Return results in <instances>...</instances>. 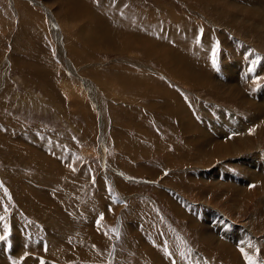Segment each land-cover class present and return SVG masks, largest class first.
I'll return each mask as SVG.
<instances>
[{"label":"rangeland","instance_id":"obj_1","mask_svg":"<svg viewBox=\"0 0 264 264\" xmlns=\"http://www.w3.org/2000/svg\"><path fill=\"white\" fill-rule=\"evenodd\" d=\"M255 1L264 9V0H0V264H228L201 232L231 225L249 229L243 250L264 264V184H247L248 200L232 184L248 177L239 163L249 173L264 165V115L239 157L190 151L201 144L196 121L258 120L246 98L264 112ZM26 9L41 29L20 28ZM129 27L138 48L120 37ZM153 42V52L140 49ZM130 77L150 87L158 78L176 99L125 86ZM178 106L191 118L175 116Z\"/></svg>","mask_w":264,"mask_h":264},{"label":"bare ground","instance_id":"obj_2","mask_svg":"<svg viewBox=\"0 0 264 264\" xmlns=\"http://www.w3.org/2000/svg\"><path fill=\"white\" fill-rule=\"evenodd\" d=\"M262 2V1H261ZM233 4V3H232ZM231 4V5H232ZM262 3H260V2H254L253 3V9L251 10V11H253L258 17H260V18H262V19H264V9H263V7H262V5H261ZM264 4V3H263ZM229 5V7L231 6L230 5V3L228 4ZM241 5V4H240ZM93 14H94V12L93 11H89L88 12V15H89V19H92V21L94 20L95 21V19H93ZM96 15V14H95ZM97 18V17H96ZM98 19V18H97ZM102 20H104V19H102ZM106 20V19H105ZM91 21V20H90ZM98 21H99V23H100V25H101V27L103 26L102 25V23H101V21L98 19ZM110 21V20H109ZM103 22V21H102ZM107 22V21H106ZM110 22H112V21H110ZM130 22V21H129ZM254 22V21H253ZM126 23H128V22H126ZM125 23V24H126ZM131 23V22H130ZM92 24H93V22H92ZM127 25V24H126ZM252 25V24H251ZM250 25V26H251ZM130 26H132V23L130 24ZM131 30V27H129V28H126V29H118V32H120V33H122L123 35H125V36H120V37H122V38H126V46H135L136 48H138L137 47V41H136V35L134 34V33H131V32H129ZM91 31V35H92V40H98V37L99 36H101L100 35V32L101 31H96L95 29H91L90 30ZM103 31V35H104V33H106V30H102ZM107 34V33H106ZM105 36V35H104ZM106 37V36H105ZM82 38V37H81ZM80 38V39H81ZM85 38V37H84ZM79 39V40H80ZM83 39V38H82ZM81 39V40H82ZM100 39V38H99ZM107 40H108V38H107ZM88 41V40H87ZM117 41V40H116ZM85 42V41H84ZM89 42V41H88ZM87 42V43H88ZM119 42V41H118ZM121 43H122V45H123V47H124V45H125V42L124 41H120ZM98 43V42H97ZM101 43V42H100ZM89 44V43H88ZM87 44V45H88ZM102 44V43H101ZM112 44V43H111ZM116 44H117V42H116ZM118 45H119V43H118ZM86 46V45H85ZM125 46V47H126ZM153 46H154V42H153V44L150 46V47H147L146 45H142L141 47H140V49L141 48H144L145 49V52L146 51H148L149 53H151V52H153L152 51V48H153ZM111 47V46H110ZM116 47V46H115ZM115 47H113V48H115ZM125 47H124V49H125ZM121 49V48H120ZM130 50V49H129ZM122 52H124V50L122 49L121 50ZM140 51V50H139ZM71 52V51H70ZM72 53V52H71ZM166 53H168V52H165L164 51V54H166ZM164 56V55H163ZM166 56V55H165ZM168 56V55H167ZM81 57V56H80ZM173 57H174V55H173ZM163 58H165V57H163ZM169 58L171 59V57L169 56ZM168 58V59H169ZM76 60L78 61V60H80L79 59V57L78 58H76ZM165 60V59H164ZM228 66V65H227ZM233 68V67H232ZM183 70V69H182ZM182 72V71H181ZM180 72V73H181ZM234 72H238V71H234ZM169 73H171L172 75H174V76H176L177 77V80L179 81H181V75L180 74H178V70H175V71H169ZM174 73H177L178 75H180L179 77L176 75V74H174ZM183 73V72H182ZM207 74H211V73H207ZM247 75V74H246ZM214 77V76H213ZM253 77V76H252ZM248 79H250L251 77H247ZM142 79V78H141ZM217 79H219V80H221V78L220 77H217ZM239 79H241V78H239ZM243 79V78H242ZM254 79V78H253ZM252 79V80H253ZM114 80H115V78H114ZM143 80V83H144V85L146 86V87H149L154 93H159L160 95H162V93L161 92H159V91H157V90H155L154 88H152V87H150V85H149V82L146 80V79H142ZM189 80V79H188ZM244 80V79H243ZM242 80V81H243ZM217 80H216V78H215V80H214V84L215 85H220L222 82L221 81H218V82H216ZM236 81V80H235ZM245 81V80H244ZM148 82V83H147ZM221 82V83H220ZM247 82H249V81H247ZM244 83V82H243ZM223 84V83H222ZM221 84V85H222ZM226 84H228V88H230V89H226V91L227 90H229V93H231V94H233V95H237L236 94V92L238 93V94H240L241 92V90L239 91L238 89H237V91L235 92V91H233V88H232V84H231V82L229 81V80H227L226 81V83H225V85ZM126 85L128 86V87H130V88H132L133 87V85H135L136 87H137V85H139L138 84V82H131V81H129L128 80V78L126 79ZM209 85H211V83L209 84ZM247 85H249L248 83H247ZM214 88H216L219 92H221V90H220V88H218V87H215V86H213ZM246 88H247V86H245ZM209 88H210V86H209ZM244 88V87H243ZM224 89V88H223ZM248 89V88H247ZM236 90V89H235ZM149 91V90H148ZM142 93H140L139 95H141ZM153 96V95H152ZM155 96V95H154ZM263 97V96H262ZM252 99V98H251ZM262 100H263V98H261ZM244 100H248L247 98L246 99H244ZM243 99L241 100V103L242 104H244V105H249V106H251V107H253L254 108V111L256 112V114H257V118H258V120L257 119H252V118H250L249 119V116H246L245 118H236V117H234L233 115V117L232 116H226L225 118H224V115L223 114H221V115H223V117H221L220 116V114H216V115H214V117L215 116H217V121H214V123H212V122H210L208 119H203V120H201L200 119V121L198 122V121H196V125L194 124V126H193V135H192V138H195L196 136H198V137H200L201 138V144L200 145H193V146H190L191 148V150L190 151H192V152H194L193 154L195 155V154H198V153H200V155H201V157L202 156H205L206 158L207 157H210V158H212V157H214V158H222V157H225V156H227V155H229V156H227V157H231V156H238V155H240V153H241V151H242V149H241V147H244V145H245V140H248L249 139V135H246L247 134V128H248V126H250L251 125V127H252V125H254L255 123H256V121H259V120H261L260 119V115H264V112L262 111L263 109L259 106V105H257V104H255V103H253V101H252V103L250 104V103H248V102H245ZM262 105V104H261ZM204 114H205V112H204ZM230 114V113H229ZM192 115V114H191ZM206 115V114H205ZM205 118V117H204ZM262 118V117H261ZM263 119V118H262ZM241 121H244V123L243 124H241ZM262 121H264V120H262ZM177 123H179V121H177ZM257 124V123H256ZM255 124V125H256ZM259 125V124H258ZM244 126V127H243ZM259 127V126H258ZM260 127L262 128V130L264 129V123L263 124H261L260 125ZM257 128V127H256ZM224 129H226V130H231L232 132H231V134H234V136L232 135V137H230V136H227L226 138H222V139H220L219 140V136H218V133L220 132V133H223L224 132ZM261 130V129H260ZM217 135V138H213L212 137V135ZM245 135V136H244ZM224 136V135H223ZM223 136H221V137H223ZM213 138V139H211V138ZM236 141H238L237 142V144H236ZM196 156V155H195ZM239 157V156H238ZM258 158V157H257ZM215 160V159H214ZM250 161H251V163H252V161H254L255 160V158H253L252 160L251 159H249ZM263 160V159H262ZM264 161V160H263ZM248 162V161H247ZM254 163V162H253ZM239 165H240V167L238 168L239 170H241V173H244V174H246L248 177H246V179L245 180H234L233 182H232V184H234V186H233V192H235L234 191V189L237 191L236 192V194H238L239 193V190L241 191V194L242 195H240L241 196V198L242 199H244V198H246V196H249V193L251 192H247V190L245 189V186H248L247 184H249V185H251V183H252V181H254V183L256 182H258V181H260L262 184H264V178L262 177V176H264V165H262V164H260V163H258L257 162V165H256V163H254L252 166H253V169H252V171L254 172V173H256V171H258V169H259V171H260V174H257L255 177H252L251 175H250V173L252 172V171H250V173H249V169L247 168V167H245L242 163H239ZM252 168V167H251ZM244 169V170H243ZM258 173V172H257ZM262 175V176H261ZM240 176V175H239ZM230 178V177H229ZM255 178H256V181H255ZM261 178V179H260ZM227 180H230V179H228V178H226ZM236 179V178H235ZM230 182V181H229ZM250 188H252L251 186H250ZM255 188V187H254ZM254 194L256 195V192H254ZM254 196V195H253ZM170 197V196H169ZM263 196H261V198H262ZM254 198V197H253ZM260 198V197H259ZM260 198V199H261ZM170 199V198H169ZM247 200H248V197L246 198ZM259 199V200H260ZM172 201V200H171ZM256 206H257V213H259L260 215H262L263 217H262V219L264 218V198L263 199H261V201L260 202H257V204H256ZM170 209L172 210V212H174V213H176L177 211L179 212V211H181V210H179V209H176V207H175V205H174V203H171V206H170ZM182 209V208H181ZM212 213V212H211ZM214 214H216V213H214ZM219 214H221V213H219ZM218 214V215H219ZM213 215V214H212ZM183 216H185V214H183ZM215 216V215H214ZM217 216V215H216ZM223 219V218H222ZM214 220V219H213ZM224 220H226L225 218H224ZM188 221H189V225H190V228H193V222H192V220H190V218L188 219ZM227 222V221H226ZM225 222V223H226ZM229 222V221H228ZM186 223H187V221H186ZM222 223H224V222H222ZM252 224V223H251ZM249 225V224H248ZM186 226H187V224H186ZM199 226H201V225H199ZM251 225H249L248 226V228L250 227ZM253 226V225H252ZM182 227V226H181ZM224 227L227 229L228 228V226L226 227L225 225H224ZM233 226L231 225L230 226V228H231V231L230 230H227L226 232H224V233H222L221 235L219 234V232H220V230H219V228H217V229H215V230H213V229H208V228H210V226L207 228L208 229V232L205 230V232H201V234H202V242L204 243V245L206 244V246L207 247H210L211 249H213V251H215V252H217V253H221L222 255H224V256H226V258L227 259H229L230 261L228 262V264H242L243 262H241L240 261V259L241 258H239V256L240 255H242V252H241V249H243V247L246 245V247H247V245L249 244L247 241L248 240H251L252 238L249 236V237H247L248 235H246V234H248L247 232H249V229H245V228H235V229H233L232 228ZM192 230V229H191ZM221 233V232H220ZM253 242V241H252ZM251 243V242H250ZM40 244V243H39ZM30 245V244H29ZM230 248H231V250H230ZM248 248H249V246H248ZM247 248V249H248ZM262 248H263V246H262ZM246 249V248H245ZM201 250V249H200ZM212 251V250H211ZM229 251H230V253H229ZM207 252V251H206ZM247 252L249 253V254H251L250 252H249V250H247ZM213 253V252H212ZM204 255V254H203ZM251 256V255H250ZM211 257V256H210ZM263 257H264V253H263ZM224 259V258H223ZM204 260V259H203ZM243 261V260H242ZM222 263L223 264H227V261H222ZM260 263V262H259ZM244 264V263H243Z\"/></svg>","mask_w":264,"mask_h":264},{"label":"crops","instance_id":"obj_3","mask_svg":"<svg viewBox=\"0 0 264 264\" xmlns=\"http://www.w3.org/2000/svg\"><path fill=\"white\" fill-rule=\"evenodd\" d=\"M30 1V0H29ZM81 1V0H80ZM83 1V0H82ZM65 3H67L66 1H65ZM82 3V2H81ZM68 4V3H67ZM1 8L2 7H0V12H1ZM19 8H20V10L21 11H24L21 7H18V12H16V13H20V11H19ZM47 8V7H46ZM27 13H29L28 11H27V9H26V11L25 12H23L22 14H21V19H20V21H19V24H20V28L21 29H41L42 28V26H41V24L40 23H38V21L36 20V21H34V16L33 15H28ZM20 18V17H19ZM200 70V69H199ZM202 71L200 70V73H201ZM127 79V78H126ZM135 80H133L132 79V77H130V78H128V80L129 81H131V82H139V77H135L134 78ZM143 79V78H142ZM144 79H146L147 81H148V78H144ZM178 81V80H177ZM153 82H154V80H153ZM156 83H153V84H151L152 86V88H154L155 90H157V91H159V92H161L162 93V96H164L165 95V97H166V95L167 94H169V95H171L172 97H174L175 98V96L174 95H172V93H171V91H169L166 87L165 88H163V83L161 82V81H159L158 80V78H157V80L155 81ZM144 85V83L143 82H141L140 84H139V86L140 85ZM149 85H150V82H149ZM125 86H127L126 85V80H125ZM145 86V85H144ZM158 87V88H157ZM164 100H165V102H167L166 101V99L165 98H163ZM176 99V98H175ZM167 111H168V109H166ZM190 114L191 113H189V115H187L186 114V110L183 108V109H180L179 108V106L176 108V110H175V116L177 115V116H180V117H182L183 119H190L191 117H190ZM175 118V117H174ZM173 118V119H174ZM118 142V141H117ZM137 143H139V140H138V142ZM140 144V143H139ZM123 147H124V144L122 145ZM143 147H146V146H144V145H142ZM141 146V147H142ZM129 147H130V144H129ZM139 148V147H138ZM42 219L43 220H46L43 216H42ZM48 220H50L49 219V217H48ZM84 244V243H83ZM82 259V258H81Z\"/></svg>","mask_w":264,"mask_h":264},{"label":"snow or ice","instance_id":"obj_4","mask_svg":"<svg viewBox=\"0 0 264 264\" xmlns=\"http://www.w3.org/2000/svg\"><path fill=\"white\" fill-rule=\"evenodd\" d=\"M5 211H7V209H5ZM102 218L103 217H101V219ZM0 220H3V217H0ZM99 223H100V221L98 220L97 221V225L98 226H99ZM4 231H5V235L4 236H0V240H4V239L7 238V231L8 230H7V226L6 225H5ZM241 252L244 255L245 260L247 261V264H254V260H253V258L251 256H249L246 252H244L243 249H241Z\"/></svg>","mask_w":264,"mask_h":264},{"label":"built area","instance_id":"obj_5","mask_svg":"<svg viewBox=\"0 0 264 264\" xmlns=\"http://www.w3.org/2000/svg\"><path fill=\"white\" fill-rule=\"evenodd\" d=\"M144 219H146L147 217L146 216H143ZM147 227V226H146Z\"/></svg>","mask_w":264,"mask_h":264}]
</instances>
